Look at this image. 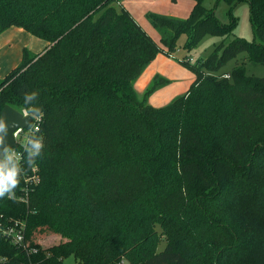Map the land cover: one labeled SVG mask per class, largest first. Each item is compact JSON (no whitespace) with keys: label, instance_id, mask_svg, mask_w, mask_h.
<instances>
[{"label":"trees","instance_id":"trees-1","mask_svg":"<svg viewBox=\"0 0 264 264\" xmlns=\"http://www.w3.org/2000/svg\"><path fill=\"white\" fill-rule=\"evenodd\" d=\"M190 1L186 19L145 14L157 45L120 0H0V35L16 28L48 45L23 49L0 80V113L21 112L31 91L44 111L42 155L31 167L22 154L14 196L0 198V227L23 223L28 247L0 233V264H264V76L243 65L216 75L242 53L264 66V0ZM240 3L259 43L234 37L202 61L180 60L194 81L164 107L148 98L168 80L135 91L181 36L189 52L204 36L230 35ZM32 176L39 182L21 201ZM43 229L60 241L40 246L33 237Z\"/></svg>","mask_w":264,"mask_h":264},{"label":"rangeland","instance_id":"rangeland-1","mask_svg":"<svg viewBox=\"0 0 264 264\" xmlns=\"http://www.w3.org/2000/svg\"><path fill=\"white\" fill-rule=\"evenodd\" d=\"M143 1H144L143 2L144 5L139 8L140 11L143 10L141 16H139L140 14L137 13L136 11L133 12V15H135L134 17L137 19V23L139 22L138 24L143 25L141 28L157 45H159V35L156 32V30L150 25L149 21L145 18L146 13H153V12L154 14L160 13L159 15L174 17L177 19H186L188 17L185 16L184 18H178V16H181L182 7L180 6V4H182V2H188L190 0H176V2H172L171 0H165L162 2L161 0H155L156 3L154 6H150L149 0H143ZM215 1L216 0H205L203 3L204 7L207 9L214 7ZM227 10L228 7L222 1H217L215 8V15L217 19L220 21V23L223 24L224 26L230 25V16ZM232 15L233 17L236 18L235 28L233 29V32L230 35L225 36L224 38L204 36L196 44L194 49H192L189 52H187L183 48V44L185 42V36H181L179 38V40L177 41V50L172 54L170 60L167 61L166 64H164L166 67L169 66V72L171 73V76L174 79L184 78L180 74V71H182L183 69L185 70V72H189V74H192L187 68H185L180 63V60L186 59L190 65L196 63L197 61H202L206 59L212 53L215 47L222 41L224 44H227L234 37H239L245 39L248 42H253V41L256 43L260 42V40L257 37H255L253 34V29L249 21L248 5L246 3H240L236 5L232 9ZM142 22L144 23L142 24ZM5 36L9 37V42L3 44V46L2 45L0 46V80L4 78V76L10 70H12L14 67L18 65L21 59V52L23 49L28 50L32 54H38L42 52L46 46L44 41L16 28H9L6 31H4L0 35V41L3 38H6ZM246 56L247 55L245 53L238 55L235 59L229 61L216 75H220L221 73L230 74L233 68L243 65L247 75L255 76V77H263L264 66L248 62ZM164 58L167 57L164 56ZM180 95L181 94H179L177 97H179ZM156 230L157 232H160L158 227H156ZM33 240L42 247H48L58 243L60 241V238L59 236L52 234L50 231L43 229L41 231L36 232V236L33 237ZM164 247H165V242L161 241L157 250L162 251ZM121 263L128 264L126 261H122ZM64 264H76V263L72 257H68L64 260Z\"/></svg>","mask_w":264,"mask_h":264},{"label":"clouds","instance_id":"clouds-1","mask_svg":"<svg viewBox=\"0 0 264 264\" xmlns=\"http://www.w3.org/2000/svg\"><path fill=\"white\" fill-rule=\"evenodd\" d=\"M38 92L31 91L23 95V117L30 118V127L23 135V154L28 166L35 167L36 158L44 149L43 136L38 124L43 120L44 111L37 103ZM34 122V123H33ZM8 126L3 114H0V198H12L24 169L21 166V154L5 144ZM19 135V133H17Z\"/></svg>","mask_w":264,"mask_h":264},{"label":"crops","instance_id":"crops-1","mask_svg":"<svg viewBox=\"0 0 264 264\" xmlns=\"http://www.w3.org/2000/svg\"><path fill=\"white\" fill-rule=\"evenodd\" d=\"M149 1H150V6H154L156 3L155 0H149ZM162 1L165 0H161V2ZM143 2H144L143 0H120L118 5H120V7L125 9L137 22V19L134 17L135 15H133V12L136 11L137 13L140 14L139 16H141L143 10L140 11L139 8L144 5ZM180 6L182 7L181 16H178V18H184L185 16H188L189 12L191 11L193 2L192 1L182 2ZM143 23L144 22H142V24ZM138 25L140 27L143 26L140 24ZM5 37L6 38H3L0 41V46L1 45L3 46V44L9 42V37L7 36ZM45 44H46L45 46L46 48L48 45L47 43ZM169 60L170 57L164 58V55L158 54L156 58L146 67V69L143 71V73L140 75V77L136 80L134 84L135 91L138 94H142L155 76H159V77L163 76V78L165 77L164 79L168 80V84L158 88L153 94L149 96L148 103L154 108L164 107L168 105L173 99L177 98L179 94H181L180 96L184 95L189 89L192 82L194 81V75L189 74V72H185L184 69L182 71L180 70L179 71L180 74L185 79L184 78L174 79L171 76V73L169 72V66L166 67L164 65Z\"/></svg>","mask_w":264,"mask_h":264},{"label":"built area","instance_id":"built-area-1","mask_svg":"<svg viewBox=\"0 0 264 264\" xmlns=\"http://www.w3.org/2000/svg\"><path fill=\"white\" fill-rule=\"evenodd\" d=\"M191 60V59H189ZM227 77V76H225ZM22 113V112H21ZM34 123V122H33ZM30 127V126H29ZM29 127L27 129H17L13 133L14 140L16 142V147H19V151H16L15 148H13L14 151L21 154L20 159L22 157V154L24 152L23 150V135L25 132L29 130ZM19 133V135H17ZM39 180L38 178H35L34 176L30 178H25L24 183L25 186L23 188V196L21 197V201L27 202V195L28 192L31 191V188H33L36 184H38ZM24 224L21 222H14L13 224L7 225L5 227H0V233L7 241H9L10 244L22 247L23 249H26L28 247V244L24 240ZM29 252H35L34 249H29ZM3 259H0V262H2ZM122 264V263H119Z\"/></svg>","mask_w":264,"mask_h":264},{"label":"water","instance_id":"water-1","mask_svg":"<svg viewBox=\"0 0 264 264\" xmlns=\"http://www.w3.org/2000/svg\"><path fill=\"white\" fill-rule=\"evenodd\" d=\"M0 114H3L8 126L7 135L5 136V144L13 149L16 147L13 133L17 129H27L30 126V118L23 117L21 112H18L9 106H4Z\"/></svg>","mask_w":264,"mask_h":264}]
</instances>
